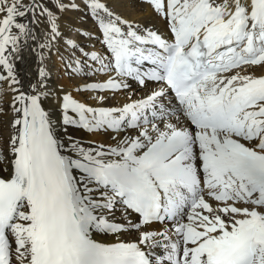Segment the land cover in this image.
Masks as SVG:
<instances>
[{"label": "snow or ice", "instance_id": "snow-or-ice-1", "mask_svg": "<svg viewBox=\"0 0 264 264\" xmlns=\"http://www.w3.org/2000/svg\"><path fill=\"white\" fill-rule=\"evenodd\" d=\"M139 2L0 0V264H264V0Z\"/></svg>", "mask_w": 264, "mask_h": 264}, {"label": "bare ground", "instance_id": "bare-ground-1", "mask_svg": "<svg viewBox=\"0 0 264 264\" xmlns=\"http://www.w3.org/2000/svg\"><path fill=\"white\" fill-rule=\"evenodd\" d=\"M71 2H79V0H71ZM107 2H108V6L112 8L115 12H117L118 14L125 15L129 19H136V20H141V21H144L147 19L144 13L145 6L142 3H140L139 0H137V5L135 8L129 7L126 4L125 0H107ZM68 15L70 18L75 19L78 25H81L80 30L82 32L93 29V21L91 20V18L89 17L86 11H71ZM157 27H160V25L157 24ZM42 28L43 26L41 25V28L37 29V33L41 38L43 37ZM73 36L75 37V30H73ZM29 43L35 46L34 41H30ZM79 43L86 50H100L101 49V44L99 43L98 33H94L92 38H90L89 36L79 37ZM60 51L61 53H65V57L67 58V53L65 52V49L61 47ZM76 55L79 56L80 53L77 52ZM29 59H33V57L30 56ZM35 67H36L35 62H33L31 69H29L26 64H18V68L24 69V71L21 73L22 78L33 75ZM48 67L51 72V76L49 79V86L57 87V88L60 86H64V88L67 91H72L73 95H77L76 92L74 91L73 85L74 83H79L80 81L79 79H77L76 81L69 80L68 76H66L64 73L63 66L61 65L59 61V57L57 56L55 51H53L50 56V59L48 61ZM262 71L264 70L258 69L257 74H260ZM99 78L103 79V76L101 75ZM133 87H135V85H133ZM126 94L127 93H120L115 97V99L110 98L107 103L119 104L125 100ZM6 100H7V97L5 98V103L3 105L5 108V112L0 113V136L4 137L5 139L8 136L7 121L11 115L10 111L7 108ZM76 138L81 140L84 144H88L91 141L110 142L109 138L106 135H92L83 130H77ZM2 143L3 141L0 140V144Z\"/></svg>", "mask_w": 264, "mask_h": 264}]
</instances>
